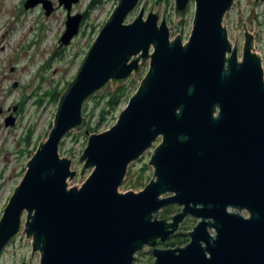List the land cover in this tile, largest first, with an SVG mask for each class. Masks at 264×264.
<instances>
[{"label": "water", "instance_id": "1", "mask_svg": "<svg viewBox=\"0 0 264 264\" xmlns=\"http://www.w3.org/2000/svg\"><path fill=\"white\" fill-rule=\"evenodd\" d=\"M79 1L59 0L68 11L61 45L79 34L83 17L71 15ZM191 1L193 26L184 42L180 35L171 39L165 8L146 15L143 0H117L4 208L0 261L23 233L39 264H133L145 249L153 264H264L263 60L246 28L241 58L238 36L230 41L225 17L236 0H174L176 21ZM38 5L46 15L54 9L48 0H27L24 7ZM139 78L116 123L89 134L80 177L91 173L71 187L78 172L62 157V142L87 128L89 100ZM15 120L10 116L6 126ZM159 139L149 183L121 192L129 167ZM174 205L182 211L161 219ZM188 217L198 220L187 233L191 242L157 249Z\"/></svg>", "mask_w": 264, "mask_h": 264}, {"label": "rangeland", "instance_id": "2", "mask_svg": "<svg viewBox=\"0 0 264 264\" xmlns=\"http://www.w3.org/2000/svg\"><path fill=\"white\" fill-rule=\"evenodd\" d=\"M26 1L0 0V219L25 174L31 151L46 140L52 129L57 104L52 103L50 98L45 96L46 93L56 87L61 89L74 79L85 54L117 5V0H102L90 11L89 5L92 0H80L74 4L71 15L83 17L79 34L69 45H61L60 39L66 31L67 9L59 4V0H48L54 9L50 15H46L42 5L25 9ZM143 1L146 3V15L152 7L155 12L161 7V15L164 8L166 9L171 39L180 35L184 42L188 40L195 13L193 1L185 17L180 21H176L175 18L174 0H161L160 4L158 0ZM144 3L129 15L127 22L137 17ZM225 23L232 44L238 36L239 58L242 57L243 35L246 28L247 33L255 37L254 52L262 57L264 65V0H236L234 7L225 17ZM147 70L148 66L143 70L141 78ZM141 78L134 79L132 95L137 91ZM110 89L109 85L105 92ZM41 97V104L38 105L37 101ZM94 98L87 103L86 117L92 115L90 123L97 126L95 133L104 132L116 123L128 102L123 103L114 115H109L100 123L99 113L104 106V100L96 106L97 101H94ZM10 116L16 118L13 127L6 126V119ZM86 130L87 128L81 133H71L78 137L67 136L65 145L60 150L62 157L72 160V170L78 172L70 184L71 187L81 186L91 173L87 170L84 176L80 177L83 165L79 163V159L87 146ZM30 134L31 143L27 145ZM160 141L161 139L129 167L121 192H140L149 183L153 176V168L149 166V161ZM145 166L148 170L140 177L141 169ZM195 222L196 220L192 218L188 219L189 224L193 225ZM39 260V253L32 252L31 240L21 233L5 250L0 264H39ZM152 262V256L144 251L138 253L133 264Z\"/></svg>", "mask_w": 264, "mask_h": 264}, {"label": "trees", "instance_id": "3", "mask_svg": "<svg viewBox=\"0 0 264 264\" xmlns=\"http://www.w3.org/2000/svg\"><path fill=\"white\" fill-rule=\"evenodd\" d=\"M101 2H102V0H92L90 5H89V10L92 11ZM157 2H158V4H160L161 0H158ZM90 11H88V14L90 13ZM134 82H135L134 79H131L127 84L117 87L115 91H113V89L111 88L109 91H106L101 96L94 98V101H97L96 106L99 105L101 100H104V106L102 107V109L100 110V113H99L100 123L104 122L109 115H114L123 103H127L129 101V99L131 98V96L133 94L132 86L134 85ZM69 83L70 82H67L65 87H63L61 89H58V87H56V88L50 90L49 92L46 93L45 96H48L52 103L58 104L60 96L62 95V93L64 92V90L66 89V87ZM41 100H42V97L37 101L38 105L41 104ZM87 110H88V105L86 104V106L84 108V115L85 116L87 115ZM91 116L88 118L89 125L87 126V130H86V132H88V136H89V134H93V133L97 132V126L90 123L91 122L90 121ZM51 128H52V126H51ZM70 135L74 136V137H78V135H76V134H70ZM70 135H68V136H70ZM30 138H31V134L27 138V145H29L31 143ZM65 141H66V139L62 142L60 150L65 145ZM36 149L37 148H35V150ZM35 150L31 151V153H30L31 156H32L33 152H35ZM147 168L148 167L145 166V168L141 169L140 177L144 176V172L148 170ZM130 174H131V172H130ZM131 176H132V174H131ZM172 211H173V208L168 207L162 213V217L164 218V217L169 216V214H171Z\"/></svg>", "mask_w": 264, "mask_h": 264}, {"label": "flooded vegetation", "instance_id": "4", "mask_svg": "<svg viewBox=\"0 0 264 264\" xmlns=\"http://www.w3.org/2000/svg\"><path fill=\"white\" fill-rule=\"evenodd\" d=\"M243 36H244V42H245V38H246L245 31H244V35ZM15 117L17 118V115H15ZM169 207H172L173 211L171 212V214H169V216L163 218L162 217V213L168 207L163 209V211L161 213V217H160L161 219L169 218V217L174 216L175 214L180 213L182 211V209L180 207H178L177 205L169 206ZM176 208H177V211L175 212ZM243 215L246 218L249 217L248 213H246V212H243ZM190 218H192V217L186 218V220L183 223H181V225H180L179 229L176 231V233L170 239H168L165 244H158L156 246V248L157 249H174V248L185 247L187 244H189L191 242V237L187 233L192 232L194 230V227L198 223V220H196L195 224H193V225L191 223L189 224L188 223V219H190ZM210 232L213 235L214 232L213 231H210ZM144 251H145V253L149 254L148 253V249H145ZM152 258H153V261H154L155 258L153 256H152ZM152 264H153V262H152Z\"/></svg>", "mask_w": 264, "mask_h": 264}, {"label": "built area", "instance_id": "5", "mask_svg": "<svg viewBox=\"0 0 264 264\" xmlns=\"http://www.w3.org/2000/svg\"><path fill=\"white\" fill-rule=\"evenodd\" d=\"M70 184H71V182H70Z\"/></svg>", "mask_w": 264, "mask_h": 264}]
</instances>
